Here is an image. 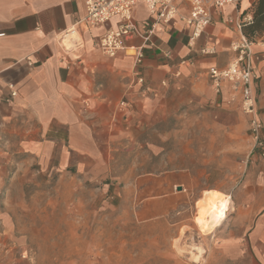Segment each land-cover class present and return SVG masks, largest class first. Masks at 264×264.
I'll return each instance as SVG.
<instances>
[{"label": "crops", "instance_id": "1", "mask_svg": "<svg viewBox=\"0 0 264 264\" xmlns=\"http://www.w3.org/2000/svg\"><path fill=\"white\" fill-rule=\"evenodd\" d=\"M179 11L188 15L182 4ZM208 14L211 22L192 43V27L178 18L155 27L153 48L134 37L109 58L95 43L117 22L79 29L86 15L82 0H0V248L7 243L9 185L53 174L93 181L133 177L132 169H144L151 158L152 122L178 112L179 95L183 102L217 104L233 97L240 110L239 91L223 83L216 95L207 73L235 59L232 45L244 36L237 25L245 15L252 18L244 29L253 31L249 62L264 141V0L209 7ZM153 20L138 3V30ZM73 28L77 34L63 38ZM139 50L144 58L137 65ZM126 160L127 171L115 172ZM231 199L237 228L224 229L227 253L264 264V160L249 166Z\"/></svg>", "mask_w": 264, "mask_h": 264}, {"label": "rangeland", "instance_id": "2", "mask_svg": "<svg viewBox=\"0 0 264 264\" xmlns=\"http://www.w3.org/2000/svg\"><path fill=\"white\" fill-rule=\"evenodd\" d=\"M180 96L178 112L152 122L151 158L133 177L53 174L9 185L0 264H246L227 253L224 229L237 228L231 194L264 160L262 150L233 97L217 104ZM205 191L232 202L211 233L196 220Z\"/></svg>", "mask_w": 264, "mask_h": 264}, {"label": "built area", "instance_id": "3", "mask_svg": "<svg viewBox=\"0 0 264 264\" xmlns=\"http://www.w3.org/2000/svg\"><path fill=\"white\" fill-rule=\"evenodd\" d=\"M85 6L86 15L79 23V29L91 30L104 26L116 20L115 28H108L101 34L95 43L103 55L112 58L118 52L124 51L127 41L134 37H142L144 42L151 48L154 47L150 41L155 27L160 24L168 25L175 19H180L184 25L192 27L190 42H194L204 33L206 27L211 22L208 14L209 7L218 9L226 5L238 6L241 0H82ZM142 3L148 13L153 17V21L146 29L141 32L134 23L136 6ZM187 7L188 15L180 14L179 5ZM250 15L242 17L238 23L241 29L243 23H250ZM78 29L73 28L63 35V38L77 34ZM250 42L243 36L241 40L232 45V51L236 54L235 59L225 68L209 69L207 75L210 87L215 93L221 92V85L228 83L234 91L240 93V111L247 118L249 131L257 148L261 149V157H264V141L262 138L263 125L258 118L253 85L257 76L249 58ZM211 51H206L210 53ZM135 63L142 62L143 51L139 50L135 55ZM165 85V83H162ZM15 93L11 92V97ZM124 107L122 103L120 105Z\"/></svg>", "mask_w": 264, "mask_h": 264}, {"label": "bare ground", "instance_id": "4", "mask_svg": "<svg viewBox=\"0 0 264 264\" xmlns=\"http://www.w3.org/2000/svg\"><path fill=\"white\" fill-rule=\"evenodd\" d=\"M67 41H69V39H67ZM231 206L232 202L229 196L205 191L198 201L196 220L206 232L211 233L221 226ZM195 250L201 253L199 248H195Z\"/></svg>", "mask_w": 264, "mask_h": 264}, {"label": "trees", "instance_id": "5", "mask_svg": "<svg viewBox=\"0 0 264 264\" xmlns=\"http://www.w3.org/2000/svg\"><path fill=\"white\" fill-rule=\"evenodd\" d=\"M252 21V20H251ZM248 24H250V23H243L242 24V26H241V30H242V33H243V35H244V37L246 38V40L248 41V42H251V40H250V35H251V33L253 32L251 29H249L248 28V31H246L244 28H245V26L246 25H248Z\"/></svg>", "mask_w": 264, "mask_h": 264}]
</instances>
